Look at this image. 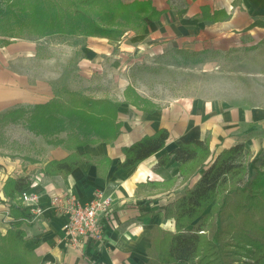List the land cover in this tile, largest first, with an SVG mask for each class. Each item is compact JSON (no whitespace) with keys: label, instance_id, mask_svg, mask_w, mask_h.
<instances>
[{"label":"crops","instance_id":"crops-1","mask_svg":"<svg viewBox=\"0 0 264 264\" xmlns=\"http://www.w3.org/2000/svg\"><path fill=\"white\" fill-rule=\"evenodd\" d=\"M152 2L162 11L160 18L148 19L143 33L128 32L120 41L100 37H88L83 41L75 37L80 40L77 45L61 43L60 38L51 47L53 54L45 56L40 54L42 50L38 40L17 38L0 47V116L46 102L54 97L55 89L60 86L89 95L97 92L99 95H92L96 98L110 97L124 101L123 92L130 83H124L121 73L115 74L112 83V86L115 84V91L122 89L118 98L101 93L107 89L96 87L94 91L93 86L90 87L93 73L107 70L108 61L125 60L124 57L131 55L133 57L130 58L135 59L153 57L173 50L176 56L180 55L183 59L195 56L193 60L201 62L203 56H198L199 52L194 50L229 48L238 41L237 34L264 29L253 26L257 20L264 21V0ZM60 51L69 55L67 68L62 74L55 57ZM76 56L78 59H75ZM29 63L42 66L39 73L34 75L29 70ZM86 81L90 83L89 88L83 90L81 84ZM136 89L143 97L158 104L156 110L145 111L133 104L123 103L119 108L122 127L118 138L110 143L100 142L79 148L80 152H88L94 158H111L112 163L105 176L99 174L97 165L91 163L79 165L67 177L47 176L42 172L45 165L50 160L65 158L70 151L64 145L50 144L47 138L35 135L22 121L0 125V232L5 234L11 228L13 219L12 201L5 196L3 189L6 179L29 177L31 185L23 193L38 196L37 203L45 209L33 221H24L22 227L27 232L26 246L41 256L40 264H147L152 226L158 224L170 230L167 226L170 223L174 226L171 230H175L174 220L163 219L160 211L193 186L203 172L201 170L181 183L180 163L175 155L165 165L159 164L160 159L176 147V140L190 142L208 137L215 155L240 142H244L246 148L253 147L256 152L264 146V136L260 134L264 131V108L254 112L227 109L219 103L187 97L161 104ZM254 121L259 123L252 124ZM256 127H261L257 129L260 132L255 131ZM160 128H167L170 132L165 146L131 168L119 169L125 157L122 148ZM257 135L259 137L255 138ZM60 137L65 138L66 133L63 132ZM173 178H178L175 185L164 184ZM99 190L107 192L115 203L104 224L105 240L102 243L88 240L82 242L81 247L72 246L66 238L68 218L53 206V198L74 194L87 201Z\"/></svg>","mask_w":264,"mask_h":264},{"label":"trees","instance_id":"trees-1","mask_svg":"<svg viewBox=\"0 0 264 264\" xmlns=\"http://www.w3.org/2000/svg\"><path fill=\"white\" fill-rule=\"evenodd\" d=\"M161 14L152 0H0V46L17 38L55 36L120 41L128 32L143 33L147 20H158ZM257 25L264 27V21L253 23ZM123 94L124 101L96 98L60 86L46 102L1 115L0 125L22 121L35 135L70 151L65 158L50 160L45 165L42 172L47 176L67 177L83 163L97 165L99 174L105 176L111 158H94L79 148L118 138L122 127L119 108L123 103L151 112L157 108L131 83ZM63 132L65 138L60 137ZM169 137V130L160 128L124 146L125 157L119 169H129L158 152ZM249 154L245 143L240 142L211 159L208 137L190 142L176 140V147L159 164L165 165L175 155L180 163L181 183L203 172L193 186L160 211L163 219L174 220L175 230L152 226L147 264H236L243 253L252 258L250 264H264V152L252 176ZM177 180L173 178L164 184L172 186ZM30 185L29 177H8L4 184L5 196L12 201L13 219L11 228L5 234L0 232V264L41 263V256L27 248V232L22 227L32 217L31 207L23 204L21 198Z\"/></svg>","mask_w":264,"mask_h":264},{"label":"rangeland","instance_id":"rangeland-1","mask_svg":"<svg viewBox=\"0 0 264 264\" xmlns=\"http://www.w3.org/2000/svg\"><path fill=\"white\" fill-rule=\"evenodd\" d=\"M237 36H239L238 41L229 48L194 50L199 52L198 56L204 57L201 62L194 61L195 56H187L183 59L180 55L176 56L177 54L173 50H167L164 54L153 57L135 59L130 58L133 57L131 55L127 58L124 57L125 60L118 59V62L116 60L113 62L108 61L107 70L93 73L90 87L93 86L91 88L94 91L96 87L107 89L108 91L101 93L103 95L111 94L112 97L118 98V95H122V89L115 91V84L112 86V83L115 74L121 73L124 83L133 84L135 88L150 95L161 104L187 97L213 104L219 103L227 109L235 108L238 110H253L252 112H254V110L264 108V29H254L252 33H242L237 34ZM60 38L61 36H55L29 40H38L37 42L41 43L42 51L40 54L45 56L53 54L51 47L53 44L55 46ZM78 38L83 41L87 40L82 37ZM79 39L61 38L60 42L65 44L67 42L76 43L78 45L80 44ZM64 52L60 51V54H55V57H57L56 62L60 67L59 73L61 74L63 69L67 68L65 67L66 63L69 62V55L68 53L63 54ZM78 56L75 59H78ZM72 62L73 59L70 60L71 64ZM41 67L29 63V70L34 75L39 73ZM88 83L86 81L81 84L83 90L89 88L90 83ZM92 95H99V93L95 92ZM154 104L158 107V104ZM256 123L259 122L254 121L252 124ZM258 128L261 127H256L255 131H259ZM260 134L264 136V131H261ZM258 137L257 135L255 138ZM248 150L250 153L249 176H252L259 168L264 146H261L257 152L253 151V147L248 148ZM215 156L213 153L211 159ZM169 224L167 223V226L170 230L174 228L173 225ZM251 259L243 253L236 259V264H250Z\"/></svg>","mask_w":264,"mask_h":264},{"label":"built area","instance_id":"built-area-1","mask_svg":"<svg viewBox=\"0 0 264 264\" xmlns=\"http://www.w3.org/2000/svg\"><path fill=\"white\" fill-rule=\"evenodd\" d=\"M23 204L31 207L33 221L41 215L45 208L37 203L38 196L22 194ZM53 206L59 208L68 218L66 238L72 246L81 247L84 241L102 243L105 240V221L113 211L114 201L103 190L87 201H82L74 194L66 197L54 196Z\"/></svg>","mask_w":264,"mask_h":264}]
</instances>
